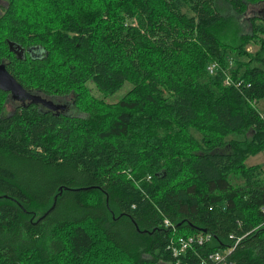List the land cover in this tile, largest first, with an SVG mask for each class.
Listing matches in <instances>:
<instances>
[{
  "label": "trees",
  "instance_id": "16d2710c",
  "mask_svg": "<svg viewBox=\"0 0 264 264\" xmlns=\"http://www.w3.org/2000/svg\"><path fill=\"white\" fill-rule=\"evenodd\" d=\"M223 1L234 38L220 0H0V264H264V0Z\"/></svg>",
  "mask_w": 264,
  "mask_h": 264
},
{
  "label": "rangeland",
  "instance_id": "374dc122",
  "mask_svg": "<svg viewBox=\"0 0 264 264\" xmlns=\"http://www.w3.org/2000/svg\"><path fill=\"white\" fill-rule=\"evenodd\" d=\"M220 7L222 9V12L226 14L227 18L230 19L229 20V26L226 30V34L225 36H230L232 38H234L232 36V31L234 30L233 29V22L234 20L236 21V18L234 17L233 13H231L230 11V7L228 6V4L223 1V0H220ZM263 7L261 5H258V6H251L249 8V10L247 11L245 17L243 19H238L237 21H240L241 22V26L239 27V30L241 32V34L243 33H249L251 32V28L249 26L245 27L244 26V22L247 21V22H250V19L253 18V17H256L259 13H260V10L262 9ZM248 52L250 53H253L255 52L258 48H259V45H255V44H251L248 46ZM230 58L234 59L235 60V57L234 56H231ZM233 63V64H232ZM220 66V64H219ZM234 66V62L231 61V64H230V68H232ZM88 88L90 89V92L91 94L98 100H105L107 103H110V104H113V103H116L118 102L126 93L127 91H129V89H131V85L130 84H127L126 87L121 91L119 92L117 95L115 96H111V97H105L103 96L102 93H100L97 88L93 85V84H88ZM55 105L57 106H69V109L66 110L67 113L69 114H73V115H80V112L77 108H71L72 106V102H73V99L72 98H66V99H56L55 101H53ZM74 103V102H73ZM79 106H81V103H78ZM14 108V105L9 103L8 106H7V110L8 111H11L13 110ZM77 109V110H76ZM259 109L261 111L262 114H264V100L260 102L259 104ZM83 116V115H81ZM236 138V137H235ZM246 164L248 166H251V165H260L262 166V168L264 169V151L254 155V156H251L247 161H246Z\"/></svg>",
  "mask_w": 264,
  "mask_h": 264
},
{
  "label": "built area",
  "instance_id": "2783aa9c",
  "mask_svg": "<svg viewBox=\"0 0 264 264\" xmlns=\"http://www.w3.org/2000/svg\"><path fill=\"white\" fill-rule=\"evenodd\" d=\"M220 70V66L217 62H212L210 64H208L207 66V72L210 76H214L216 75V73H218ZM225 73V72H224ZM225 85L226 86H234V87H239L240 84H238L236 81L232 80V78L225 73ZM262 116H264V114H262ZM166 225L170 226V223L168 221H166ZM208 238L205 236H194V237H189V238H184L181 237L178 240V246H174L173 247V252L175 255H178L181 252H185L187 251L190 247H192L193 244L195 243H199L202 244L205 241H207ZM241 239H239L238 241H240ZM228 253V252H227ZM227 253H219V254H215L213 256H211V259H213L214 261H224Z\"/></svg>",
  "mask_w": 264,
  "mask_h": 264
},
{
  "label": "water",
  "instance_id": "95a60500",
  "mask_svg": "<svg viewBox=\"0 0 264 264\" xmlns=\"http://www.w3.org/2000/svg\"><path fill=\"white\" fill-rule=\"evenodd\" d=\"M0 80L3 82V87H0V90L5 92H10L11 95L20 100L25 97L26 93L24 88L20 85L17 80L8 72L5 65H0ZM65 108L63 107V110Z\"/></svg>",
  "mask_w": 264,
  "mask_h": 264
},
{
  "label": "flooded vegetation",
  "instance_id": "af4514ba",
  "mask_svg": "<svg viewBox=\"0 0 264 264\" xmlns=\"http://www.w3.org/2000/svg\"><path fill=\"white\" fill-rule=\"evenodd\" d=\"M263 8L260 10V13L256 16L262 20H264V6L261 5ZM19 101V100H18ZM27 101V99H24V101H19L21 103H25Z\"/></svg>",
  "mask_w": 264,
  "mask_h": 264
},
{
  "label": "bare ground",
  "instance_id": "6f19581e",
  "mask_svg": "<svg viewBox=\"0 0 264 264\" xmlns=\"http://www.w3.org/2000/svg\"><path fill=\"white\" fill-rule=\"evenodd\" d=\"M15 54H16V53H15ZM16 55H17V54H16ZM218 64H219V63H218ZM232 64H233V63H232ZM229 67H230V66H229ZM222 69H223V68H222ZM221 71H222V70H221ZM225 71H226V70H225ZM8 72H9V71H8ZM224 74H225V73H224ZM226 74H227V73H226ZM230 77H231V76H230ZM232 79H233V78H232ZM59 109H60V108H59ZM65 110H66V109H65ZM260 113H261V112H260ZM262 113H263V112H262ZM262 113H261V114H262ZM261 116H262V115H261Z\"/></svg>",
  "mask_w": 264,
  "mask_h": 264
},
{
  "label": "snow or ice",
  "instance_id": "6c2138e0",
  "mask_svg": "<svg viewBox=\"0 0 264 264\" xmlns=\"http://www.w3.org/2000/svg\"><path fill=\"white\" fill-rule=\"evenodd\" d=\"M0 87H3V82H2V80H0Z\"/></svg>",
  "mask_w": 264,
  "mask_h": 264
}]
</instances>
